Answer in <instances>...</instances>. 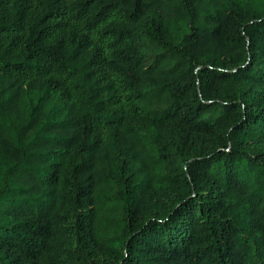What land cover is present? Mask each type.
<instances>
[{
	"label": "trees",
	"instance_id": "1",
	"mask_svg": "<svg viewBox=\"0 0 264 264\" xmlns=\"http://www.w3.org/2000/svg\"><path fill=\"white\" fill-rule=\"evenodd\" d=\"M0 264H264V0H0Z\"/></svg>",
	"mask_w": 264,
	"mask_h": 264
},
{
	"label": "rangeland",
	"instance_id": "2",
	"mask_svg": "<svg viewBox=\"0 0 264 264\" xmlns=\"http://www.w3.org/2000/svg\"><path fill=\"white\" fill-rule=\"evenodd\" d=\"M73 219V217H72ZM74 223V220L71 222V224ZM94 259V255L91 252H88V261Z\"/></svg>",
	"mask_w": 264,
	"mask_h": 264
}]
</instances>
